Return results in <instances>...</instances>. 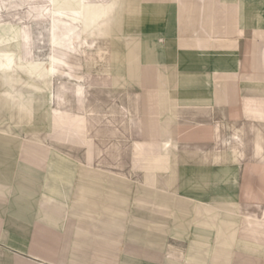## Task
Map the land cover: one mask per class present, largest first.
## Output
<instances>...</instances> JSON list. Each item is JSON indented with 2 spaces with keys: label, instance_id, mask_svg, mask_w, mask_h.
Segmentation results:
<instances>
[{
  "label": "crops",
  "instance_id": "0c3cea01",
  "mask_svg": "<svg viewBox=\"0 0 264 264\" xmlns=\"http://www.w3.org/2000/svg\"><path fill=\"white\" fill-rule=\"evenodd\" d=\"M0 264H264V0H0Z\"/></svg>",
  "mask_w": 264,
  "mask_h": 264
},
{
  "label": "bare ground",
  "instance_id": "6f19581e",
  "mask_svg": "<svg viewBox=\"0 0 264 264\" xmlns=\"http://www.w3.org/2000/svg\"><path fill=\"white\" fill-rule=\"evenodd\" d=\"M51 4H52V3H51ZM79 4H80V3H79ZM84 4H85V3H84ZM80 5H81V4H80ZM100 6H101V5H100ZM85 7H86V6H85ZM94 8H95V7H94ZM94 8H93V9H94ZM51 9H52V8H51ZM79 9H80V7H79ZM83 9H84V8H83ZM95 9H96V8H95ZM95 9H94V10H95ZM99 9H100V7L98 8V10H99ZM65 10H66V9H65ZM87 10H88V8H87ZM94 10H93V11H94ZM83 11H84V10H83ZM83 11H82V12H83ZM82 14H84V13H82ZM84 17H85V16H84ZM80 18H81V16H80ZM81 19H82V18H81ZM83 19L86 20L85 18H83ZM84 20H83V21H84ZM85 22L87 23V21H85ZM41 23H42V22H41ZM80 24H81V23H80ZM83 29H84V28H83ZM86 29H88V28H86ZM84 30H85V29H84Z\"/></svg>",
  "mask_w": 264,
  "mask_h": 264
}]
</instances>
